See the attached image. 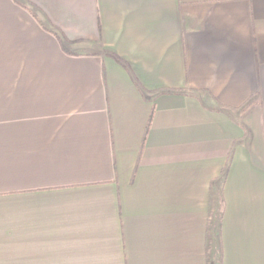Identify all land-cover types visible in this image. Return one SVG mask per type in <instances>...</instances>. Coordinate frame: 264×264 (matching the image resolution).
<instances>
[{"label":"crops","instance_id":"obj_1","mask_svg":"<svg viewBox=\"0 0 264 264\" xmlns=\"http://www.w3.org/2000/svg\"><path fill=\"white\" fill-rule=\"evenodd\" d=\"M0 264H264V0H0Z\"/></svg>","mask_w":264,"mask_h":264}]
</instances>
